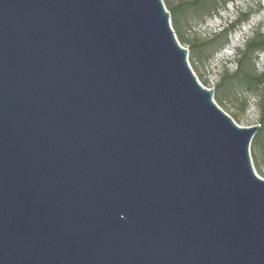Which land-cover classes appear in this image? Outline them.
Here are the masks:
<instances>
[{
	"label": "water",
	"instance_id": "95a60500",
	"mask_svg": "<svg viewBox=\"0 0 264 264\" xmlns=\"http://www.w3.org/2000/svg\"><path fill=\"white\" fill-rule=\"evenodd\" d=\"M163 0H0V264H264V179Z\"/></svg>",
	"mask_w": 264,
	"mask_h": 264
},
{
	"label": "rangeland",
	"instance_id": "374dc122",
	"mask_svg": "<svg viewBox=\"0 0 264 264\" xmlns=\"http://www.w3.org/2000/svg\"><path fill=\"white\" fill-rule=\"evenodd\" d=\"M179 0H170L171 3H176ZM187 1V0H183ZM164 2V0H163ZM165 4V2H164ZM166 6V5H165ZM190 6V5H186ZM236 6L238 8H236ZM246 12L247 19L241 25L235 27L227 34L228 42L221 49L214 51L207 58L202 60L195 59V68L189 62L198 81L207 88H212L216 91V83L223 71L232 72L236 68V64L231 62L232 47L235 44L242 42L246 36H251L254 32H259L264 36V0H233L224 7L217 3V16L203 15L200 11H193L188 8L186 16L180 21V30L186 38L187 43L181 45L188 49V54L195 48L192 47L193 41H207L215 31L233 21L235 16L234 10ZM173 27V26H172ZM209 50H207V53ZM196 57V55H194ZM189 61V57H188ZM254 66L261 70L264 67V51L259 52L255 61H252ZM225 87H229L226 85ZM221 102H217L216 96L213 95V100L217 105L231 117L234 116L235 123L240 126H250L259 124V110L255 104V97L247 93L238 86H231L229 89H224L218 94ZM244 108V109H242ZM253 140L250 142V155L255 172L264 179V147L256 146L253 150ZM258 166V167H257ZM259 168V170H258Z\"/></svg>",
	"mask_w": 264,
	"mask_h": 264
},
{
	"label": "trees",
	"instance_id": "16d2710c",
	"mask_svg": "<svg viewBox=\"0 0 264 264\" xmlns=\"http://www.w3.org/2000/svg\"><path fill=\"white\" fill-rule=\"evenodd\" d=\"M233 0H179L176 3H171L170 0H164L166 8L169 10L171 23L177 39L181 43H187L188 40L183 36L180 30V21L186 16L188 8H192L193 11H200L203 15L217 16V3L224 7ZM190 5V6H186ZM236 8H238L236 6ZM235 16L233 21L223 26L218 31H215L211 38L207 41L197 42L193 41L192 47L196 50L189 52V62L195 68V59L202 60L207 58L214 51L221 49L227 44V34L235 27H238L247 19L248 14L234 10ZM207 50L209 52L207 53ZM231 62L236 64V68L232 72L223 71L219 80L216 83V91L213 95L216 96L217 102L222 103L218 94L224 89H229L231 86H238L245 90L247 93L252 94L255 98V104L259 110L258 123L259 129L254 134L253 150L256 146L264 147V67L258 70L252 61H255L259 52L264 51V36L259 32H254L251 36H246L242 39V42L235 44L232 47ZM196 55V57L194 56ZM228 85L229 87H225ZM244 109V108H242ZM234 119V116H232ZM258 167V166H257ZM259 170V168H258ZM260 171V170H259Z\"/></svg>",
	"mask_w": 264,
	"mask_h": 264
}]
</instances>
